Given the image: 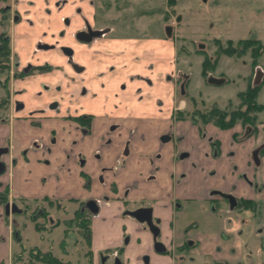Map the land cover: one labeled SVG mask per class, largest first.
<instances>
[{"label":"crops","instance_id":"0c3cea01","mask_svg":"<svg viewBox=\"0 0 264 264\" xmlns=\"http://www.w3.org/2000/svg\"><path fill=\"white\" fill-rule=\"evenodd\" d=\"M96 8V0H10L9 14L14 21L6 28L10 31L18 68L59 64L76 77V82L67 83L63 100L57 97L61 104L55 110L49 104L58 94L57 76L47 79L36 75L12 81L10 106L0 114L5 119L0 120V146L10 148V153L4 156L8 163L6 171L0 174V191L7 189L8 199L15 202L20 199L64 202L71 197L83 199L87 194L88 198H96L100 209L91 220L94 264H108L112 260L109 253L119 250L122 254L113 257L119 264H144V255H148L149 264H176L185 254L209 256L216 264H246L254 239L242 237L243 216L211 193L216 188L236 194L243 188L237 174L242 159H238L233 138L222 139L221 129L213 124H208L206 134H202L200 126L190 119L171 122L175 87L163 81V75L154 77V73L143 72L133 63L134 52L127 50L131 41L94 38L76 44L75 33L82 29L84 18L94 25ZM5 30L0 24V34ZM61 45H70L75 50L71 58L83 67L82 72L77 74L70 68ZM144 49L143 56L147 51L153 52L146 45ZM128 58L131 66L127 64ZM110 67L118 71L126 69L127 73L140 72L151 82L127 83V77L109 76ZM122 81L127 83L125 88L119 86ZM81 87L86 89L83 95L79 94ZM15 100L23 101L24 106L15 109ZM39 109L42 111L37 112ZM68 114L93 115L91 134L81 136L77 122L68 118ZM32 120H40V125H33ZM111 122L119 123L120 127L110 134L112 145L105 147L103 139ZM169 129L177 138L176 144L159 145L158 135ZM53 137L55 143L51 142ZM210 137L221 142L218 158L213 154ZM74 140L76 144H72ZM126 140L128 155L122 153ZM34 141L51 146L52 152L33 149ZM24 149L28 150L27 159L21 155ZM79 152L88 160L83 170L93 178L101 167L112 168L105 173L106 181L98 186L93 184L92 191L84 188L80 169L74 165ZM96 152L100 158L93 160ZM65 153L70 154V159L62 166ZM11 156L16 158L13 165L9 164ZM44 159L50 163L46 164ZM151 174L154 178L150 180ZM134 202L140 203L137 206H151L153 215L160 219L159 241L165 246L164 252L154 250L150 231L134 218L123 215L124 205ZM175 202L179 206L174 207ZM5 216L0 208V263L6 259L9 245ZM177 251L183 252V256L176 255ZM104 255L107 258L103 261Z\"/></svg>","mask_w":264,"mask_h":264},{"label":"rangeland","instance_id":"374dc122","mask_svg":"<svg viewBox=\"0 0 264 264\" xmlns=\"http://www.w3.org/2000/svg\"><path fill=\"white\" fill-rule=\"evenodd\" d=\"M1 2L2 7H10V0ZM96 4L93 24L104 34L99 36V39L114 38L123 41L127 39L131 41V47L127 50L135 48L142 50L145 45L148 50H153V52L147 51L146 56H143L140 61L131 57L133 63L137 64L138 68L141 67L140 70L142 69L143 72L154 73V77L163 75V81L174 85L172 113L177 115L180 112L181 115H187L191 121L194 120L193 122L201 126L202 134H206V123H208L201 115L203 112L215 107L227 112L238 109L242 105L238 93L246 91L247 86L258 88L256 102L262 105L263 109L255 112L257 119L249 134L256 132L245 140V144H242L243 148L240 142H234L247 138L246 131L242 127L243 125L245 127V124L237 122L231 128H220V131L222 139L226 141L233 138L232 142L237 145L236 154H239V160L242 159L241 168L238 169L237 174L240 176L243 172H247L249 180L253 182L251 186L250 181L241 179L243 188L238 190L236 195L242 203L234 208L243 216V239H254L248 249L245 262L246 264H263L264 153L261 155L260 166L254 164L251 153L256 146L264 143V0H96ZM7 11L9 13L10 9ZM13 21L8 14L6 25ZM5 29L10 41L9 63L11 64L16 60L12 54L10 31L6 27ZM249 38L261 40L263 49L259 44L249 46L247 49L250 51L235 56H230L226 52L229 47L244 49V45H238V42ZM76 40V44L80 43L78 39ZM61 47L73 51L70 45H61ZM251 49L263 52L255 57ZM160 50L162 53L159 52ZM61 52L63 53L62 50ZM206 59H208L209 68L207 74L203 75V64ZM68 64L75 72L76 63ZM127 64L132 65L130 58L127 59ZM62 68L61 65L55 64L49 72L38 75L47 79H55L57 76L55 86L58 90L60 87L61 92L57 90L58 94L51 102L56 101L57 97L63 100L64 88L68 85L66 78L71 76ZM259 71L263 72L260 85H254ZM171 75L172 78H170ZM210 76L225 78L226 81L220 85L212 84L208 82ZM156 83L160 85L158 80ZM180 84L185 85L183 93L180 92ZM4 96L5 92L0 87V99ZM177 107L180 109L178 110ZM169 120L173 122L172 118ZM215 122L212 120L211 124L216 125ZM238 131L239 133L234 135L233 132ZM103 178L106 181V175ZM229 178L230 175L227 179ZM93 184L98 186L102 184V181L98 176L94 178L91 191L95 187ZM88 197L87 194L85 198ZM7 201L11 202L8 199V191ZM29 203L32 208H28V215L10 214L4 217L5 226H8L9 245L6 250V259L3 258L0 264H41L30 257L29 249L32 247L39 248L41 252L51 251L67 264H89L90 256L92 263L96 261L91 249L92 253L89 254L86 240L75 227V222L71 220L70 215H64L54 206L49 211L50 221H48L33 212L37 206L39 207L36 212L43 207L48 209L45 200ZM138 204L140 203L134 202L128 206L133 208ZM4 205H0L2 213H4ZM226 207L229 208V205L227 204ZM13 221L18 225L15 228L18 230V239L14 233ZM55 221L59 222L54 227L52 224ZM259 247L260 250L257 251ZM182 253L177 251L176 255L183 256ZM109 254L112 260L108 264H113L115 261L113 257L121 255L122 252ZM176 264H216V261L209 256L185 254V258Z\"/></svg>","mask_w":264,"mask_h":264},{"label":"flooded vegetation","instance_id":"af4514ba","mask_svg":"<svg viewBox=\"0 0 264 264\" xmlns=\"http://www.w3.org/2000/svg\"><path fill=\"white\" fill-rule=\"evenodd\" d=\"M4 9L8 10L10 9L9 6H6ZM68 20L66 19V22ZM167 31L168 28H167ZM92 35V38L91 39H94V38H99V36L101 35H104L101 30H99L97 27H94V25H90L87 20L84 18V24H83V27L82 29L76 31L75 33V38L78 39L79 41H90V40H87V38ZM129 51H133L134 54H133V58H137V59H141V57H143V55L145 54V49H134V50H129ZM64 53V52H63ZM65 54V53H64ZM66 55V54H65ZM72 55H73V51H71V54L69 55H66L67 57V61L68 63L70 64H74L75 62H73L72 60ZM52 69V65L51 64H45L43 66H32V65H27L26 67L22 68V69H19L18 66H17V63L16 62H12L11 64L9 63L8 67H7V85H8V96H7V99H6V104H1V100L2 98L0 99V114L3 112H5L6 110H8L9 106H10V99L12 97V94L9 90V86L11 85L12 81L15 79V78H25V77H34L36 75H39L41 73H47L49 72L50 70ZM74 70L75 72L78 74L80 72H82L83 70V67L75 64L74 65ZM109 76L111 77H119V76H122V77H127V80L129 82L131 81H144V82H151L149 78L145 77V75H143L142 73L140 72H133V73H127L126 70L122 69V68H119V71L118 69H114L112 67H110L109 69ZM263 76V72L262 71H259L258 72V76L256 77L255 81H254V85H260V77ZM170 78H172V75L170 76ZM1 80H4V78H1ZM66 81L70 84L76 82V77L74 76H69L66 78ZM226 81V79H225ZM5 82V81H4ZM126 81H122L119 83V86L120 88H125L126 87ZM225 83V82H224ZM223 84V83H222ZM220 85V84H219ZM46 88V87H44ZM179 88H180V92L183 93V90H185V85H182L180 84L179 85ZM248 88V86H247ZM2 89V88H1ZM58 90V89H57ZM86 92V89L85 87H81L80 91H79V94L80 95H83L85 94ZM71 95V93L68 94V97ZM239 95V93H238ZM239 97V96H238ZM71 100V98H68V100ZM241 101V100H240ZM22 106H19L21 105ZM61 104V101L60 100H56L54 102H50L49 104V108L51 109H58L59 108V105ZM16 105H18V108L19 107H23L24 106V102L21 101V100H15L14 101V108H16ZM4 106V107H2ZM42 111V109H39L37 110V112H40ZM68 118L72 119V120H75L79 126V133L81 136H85V135H89L91 134V123L93 121V115L91 114H79V115H71V114H68L66 115ZM178 115H174L173 114V117L172 119L174 120H177V119H189V117L185 116V117H181V118H177ZM0 120L1 121H4V117L2 115H0ZM191 120V118H190ZM194 121V120H192ZM32 124L35 125V126H39L40 125V120H32ZM208 124H211V122H208L206 123V125ZM236 125V124H235ZM217 126V125H215ZM120 127L119 123H114V122H111L107 125L106 127V134H107V137L103 139V146L105 147H109L110 145H112L113 143V138L112 136H110V134L114 133L116 130H118V128ZM219 127V126H217ZM245 131H246V136L247 138L246 139H240L239 141H235V143L237 142H240L241 144V147L243 148L242 144H245V140H247L248 138L251 137V135H254V133L256 131H254L252 134H249L250 131H251V128H252V125H246L244 127V125L242 126ZM201 128V126H200ZM221 128V127H219ZM222 129V128H221ZM234 135L238 134V132H233ZM236 137V136H235ZM210 141L213 143V154L215 157H220V153H221V142L220 141H216L214 140V138L210 137ZM56 139L55 137H53L51 139V142L52 143H55ZM76 140H74L72 142V144H76ZM177 142V138H175L172 134H171V131L170 129L159 134L158 137H157V143L159 145H168V144H171L172 146H174ZM31 147L33 149H38V148H44L45 149V152L47 153H51L52 152V148L51 146H45L40 143V142H37V141H34L32 142V145ZM123 149H122V153L124 155H128L129 153V141L126 140L124 141L123 143ZM246 147V146H245ZM257 151L258 153V156L259 158L261 159V155L262 153H264V143H261L259 144L258 146H256L253 151H252V160L254 162V164H256L255 160H254V153ZM27 152L28 150L27 149H24L21 153L22 157L24 159H27ZM10 153V148L8 145H3V146H0V161L4 164V171L1 172L0 174H3L6 169H7V163L4 161V156L8 155ZM65 158H66V161H64L63 163H61L62 166H65L69 159H70V154L69 153H65ZM93 160L95 159H98L100 158V153L99 152H96L93 154ZM75 166L78 167L80 169V172L79 174L81 175V177L84 179V183H83V186L84 188L90 190L92 188V182H93V177L90 175V173L88 171H85L83 170L84 167L87 166V163H88V160L85 158V156L83 155V153L79 152L76 154L75 156ZM261 161V160H260ZM44 162L46 164H49L50 163V160L49 159H44ZM262 162V161H261ZM261 162L260 164H256V166H260L261 165ZM16 163V158L11 156L9 157V164L10 165H13ZM237 166V165H236ZM112 170L111 167H106V166H103L99 169L98 173L96 174V177L98 176V178L102 181V184L105 182L103 176L105 175L106 172H110ZM150 180L154 178V175H149L148 177ZM239 178L241 179H245L247 181H250L249 180V175L247 174V172H244L242 173ZM251 182V181H250ZM253 185V182H251V186ZM111 187L112 189H114V183H111ZM211 193L213 195H215L217 197V200H222L223 202H225L226 204L229 205V208L234 210L235 207H238L240 206V199L237 198V195L233 192V191H225V190H222V189H212L211 190ZM232 196V197H230ZM107 199V196L104 197V200ZM46 201V204H47V208L43 207V208H40V210L38 212H36V210L38 209L39 206L35 207V209L33 210V212H35V214L38 215V217H42V218H46L48 219V221H50V219L48 218L50 216V209L52 207H57L59 210H61V212H63L64 215H70L71 218L73 217H76L77 214H81V215H85V216H88L90 217V219L92 220V217L94 215H96L98 212H99V204L97 202V199L96 198H74V197H71V198H68L66 201L62 202V201H58V200H55V199H45ZM91 201H95L96 203V208H97V212L96 213H92L90 211V207H94L95 208V205L93 203H91ZM19 203L16 204L15 201H11V203H14L16 205V208L14 210H12L11 208H9V213L6 214L5 213V205L7 203H9L8 201L5 203L4 205V214L6 216L10 215V214H14L15 216H25V215H28V208H32L31 204L28 202V201H24L22 199H20L18 201ZM34 202V201H33ZM22 203V204H21ZM91 203V204H90ZM233 204V205H232ZM129 203H126L124 205V210H123V215L125 216H129V217H132L134 218L133 216H131L129 214V212L131 211H134V210H137V209H150L151 210V218L149 219L148 222L146 221H138L136 218H134L135 220H137L138 222H140L148 231H150V226L153 227V228H157L159 230V233L156 237V240L159 241V234H160V228H159V225H160V219L155 217L153 215V210H152V207L147 205V204H141L137 207H134V208H129ZM176 206H179L178 202H175L174 203V207ZM30 215V214H29ZM33 216V215H32ZM57 222L59 221H55L52 226H57ZM16 222L13 221V228H14V233H15V236L18 235V230L15 229L17 228L16 226H18L17 224H15ZM154 242V240H153ZM102 257V260L104 261L107 257L104 255V256H101ZM115 261H117V258L115 257L114 259ZM114 261V262H115ZM103 264V263H102Z\"/></svg>","mask_w":264,"mask_h":264},{"label":"trees","instance_id":"16d2710c","mask_svg":"<svg viewBox=\"0 0 264 264\" xmlns=\"http://www.w3.org/2000/svg\"><path fill=\"white\" fill-rule=\"evenodd\" d=\"M2 1V0H0ZM6 7V6H5ZM5 7H1V18H0V24L5 29L7 20H8V11L4 9ZM244 45V49H233L232 47H229L226 49V52L229 53L230 56H235L239 54H243L244 52L250 51L249 46H256L259 45L263 49V45L261 40L259 39H246L245 41H239L238 45ZM253 56H260L262 54V50H253L251 49ZM11 54L10 51V41L5 33V31H2L0 34V87L5 92V96L1 100V104H6V99L8 96V85H7V67L9 65V56ZM208 59L204 61L203 64V75L207 74L208 70ZM1 78H4V80H1ZM5 81V82H4ZM258 94V88L249 86L246 91H242L239 93V98L241 100V107L238 109H233L231 111H223L219 108H214L212 110H209L207 112H203L201 115L206 120L205 122H211L212 120H215L216 125L221 127L222 129H228L233 127L237 122H241L245 125H253L256 122L257 115H255V112L262 110V105H259L256 102ZM4 107V106H2ZM178 117H185L187 115H181V113H177ZM7 202V190L0 191V205L5 204ZM242 203V202H241ZM241 205V204H240ZM75 222V227L78 229L80 234L84 237L86 240L89 254H91V242H92V236H91V219L88 216L85 215H79L77 214L76 217L71 218ZM19 238V235L16 237ZM26 248V247H24ZM25 251V249H23ZM29 252L31 254L32 260H36L40 262L41 264H67L63 263L62 260L55 255L51 253V251H45L41 252L39 248L32 247L29 249ZM119 252H122V250H119ZM21 259V255L19 256ZM30 264V263H29ZM89 264L92 263V258L90 256L89 258ZM218 264H227V263H218Z\"/></svg>","mask_w":264,"mask_h":264},{"label":"water","instance_id":"95a60500","mask_svg":"<svg viewBox=\"0 0 264 264\" xmlns=\"http://www.w3.org/2000/svg\"><path fill=\"white\" fill-rule=\"evenodd\" d=\"M91 38H92V35H90L87 38V40H90ZM39 46L44 47V48H52L53 47L52 45L51 46H48V45H39ZM61 50L66 55L71 54V51H72L71 49L66 48V47H61ZM208 82L209 83H212V84L219 85V84H222V83L225 82V78H217V77H214V76H210L208 78ZM19 106H22V104L19 105ZM16 108H18V105H16ZM254 160H255L256 164H258V165L261 162L260 161L261 159L259 158L257 151L254 153ZM3 171H4V164L0 161V173L3 172ZM230 197H232V196H230ZM91 203H93L95 205V208L94 207H90V211L92 213H96L98 211L97 208H96V203H95V201H91ZM9 208H11L12 210H14L16 208V205L14 203H11V204L10 203H7L5 205V213L6 214L9 213ZM129 214L131 216H133L134 218H136L138 221H146V222H148L149 219L151 218V210L150 209H145V208L144 209H137V210L131 211V212H129ZM150 232H151V234L153 236V240H154V242H153L154 250L156 252H164L166 250L165 249V246L163 245L162 242L156 240V237H157V235L159 233V230L157 228H153V227L150 226ZM126 241H127V238H125V242ZM143 263L144 264H149V257H148V255H144L143 256ZM115 264H119V261L118 260L115 261Z\"/></svg>","mask_w":264,"mask_h":264}]
</instances>
